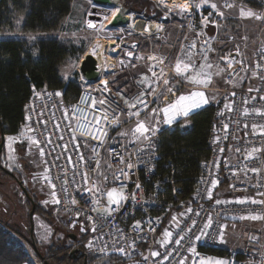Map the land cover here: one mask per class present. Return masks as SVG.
Returning <instances> with one entry per match:
<instances>
[{
	"label": "built area",
	"instance_id": "obj_1",
	"mask_svg": "<svg viewBox=\"0 0 264 264\" xmlns=\"http://www.w3.org/2000/svg\"><path fill=\"white\" fill-rule=\"evenodd\" d=\"M223 5L228 8L229 4ZM256 12L264 22V0H259ZM229 39L231 48L219 59L225 70L223 85L216 90V97L202 106V109L213 108L207 138L209 157L201 163L196 184L187 199L181 188L173 190L172 201L161 197L172 182L158 174L159 141L163 132L184 125L201 107L190 111L187 117L177 116L171 124H166L163 109L179 99L175 98L176 90L166 91L160 105L156 104L154 95L147 97L143 104L137 101L124 104L100 68L97 81L81 78L79 94L68 101L64 89L32 88L18 133H23L37 149L44 164L53 214L66 219L70 228L83 235L76 245H84L99 258H116L122 262L119 264H201L208 260L264 264V253L254 256L247 251H228L219 256L206 252L219 248L221 234L229 222L253 215L264 216V204L251 203L264 201V195H260L264 193V135H261L264 115L257 114L264 113V99H261L264 97V49L252 54L251 83L244 86L242 79L249 68L246 44L242 40L234 42L233 36ZM192 49L197 55L196 44ZM167 59L166 55L150 54L145 60L151 78L164 75L160 87L171 84L169 75L177 79L174 66L168 67ZM193 70L192 66L184 74ZM131 104L136 107L130 108ZM137 112L139 115H133ZM140 122L150 129L145 133L148 139L133 135ZM97 128L107 135L100 136ZM253 149L260 151L253 152ZM212 181H217L215 187ZM112 189L126 197L119 205L109 206L107 193ZM219 189L223 192V201L217 200ZM238 198L246 202L239 203ZM54 199L59 203H54ZM109 207L115 209L111 215L105 211ZM171 216L176 217L174 232L158 245L156 237ZM137 221L139 227L135 226ZM192 221L196 222L195 227ZM209 223L211 226L205 228ZM197 236L201 238L197 240ZM180 237L183 239L177 244ZM249 241L257 244L259 237L251 234ZM121 248L123 252L119 251ZM153 252L159 255L153 256ZM31 261L32 264L46 263L32 256Z\"/></svg>",
	"mask_w": 264,
	"mask_h": 264
},
{
	"label": "rangeland",
	"instance_id": "obj_2",
	"mask_svg": "<svg viewBox=\"0 0 264 264\" xmlns=\"http://www.w3.org/2000/svg\"><path fill=\"white\" fill-rule=\"evenodd\" d=\"M122 3L129 9L128 16L132 15L134 19L147 23L163 24V29L153 35L136 33L127 26L128 16H125L121 22L114 23L115 8L96 5L92 0H72L71 13L64 19L57 32L23 33L22 18L13 17L12 31L1 32L0 40L23 39L29 43L40 39L69 41L77 50L82 49L84 54L79 61L73 58L67 59L59 66V74L65 82L76 81L79 84L83 78L79 72L81 60L96 51H101L104 58L100 67L101 72L105 74L112 89L122 98L124 104L138 99L144 101L154 95L156 104L160 105L166 91L172 89L177 91L176 99L202 91L208 101H212L217 95L216 90L223 85L225 76L223 64L219 59L230 50L232 42L229 36H233L234 42L242 40L246 44L245 54L249 68L242 79V84L250 85L252 54L264 49V22L257 19L256 10L243 1L209 0L208 4H203L202 0H122ZM212 3L217 5L216 9L211 8ZM224 3L233 6L225 8ZM196 4H201V7L196 8ZM185 5L188 6V11L181 12L180 8ZM242 10L244 13L252 12L254 15L251 17L242 15ZM205 17H207L206 24ZM89 23L95 27H89ZM214 34L216 38L212 39ZM194 44L197 55L192 49ZM150 54L166 55L167 66H174L177 79L167 76L171 83L169 86L160 87L163 74L158 79L150 77L147 71L148 65L145 63L146 57ZM179 61L188 64L189 68L193 66L194 70L188 74H177L176 65ZM198 73L200 79L210 81L206 86L192 83L189 79ZM183 124V127L186 126V123ZM8 137L9 135L5 136L0 154V190H2L0 221L4 224L2 230L8 232L14 242L28 255L29 262L26 264H32L31 256L34 258L36 256L29 235L31 204L19 187L21 182L39 209L38 214L33 216V239L38 253L43 256L52 248H64L70 251V254L74 251V245L69 235H76L77 240L82 239L83 235L77 229L70 228L66 219L53 214L44 164L37 149L25 135L17 133L11 136L17 138V141L12 143L15 151L10 154ZM218 191L217 200L223 201V192L220 189ZM170 219L165 226L171 225L172 233L176 223L170 224ZM163 231L164 229L158 234H163ZM251 234L259 237L257 244L250 243ZM222 237L219 248L227 251L252 252L254 256L262 254L264 253V219L252 220L245 217L229 222L223 230ZM83 252L86 255V264H114L109 258H99L89 253L85 247Z\"/></svg>",
	"mask_w": 264,
	"mask_h": 264
},
{
	"label": "trees",
	"instance_id": "obj_3",
	"mask_svg": "<svg viewBox=\"0 0 264 264\" xmlns=\"http://www.w3.org/2000/svg\"><path fill=\"white\" fill-rule=\"evenodd\" d=\"M241 1L254 10L259 8V0ZM71 5L72 0H0V33L12 31L13 17L22 18L23 33H55L71 13ZM83 54L82 49L77 50L74 44L59 39H40L33 43L23 39H1L0 134L2 132L5 136H13L18 133L23 121L24 106L32 88L64 89L66 101L77 96L80 92L79 83L62 80L59 66L70 58L79 61ZM212 116L213 108L206 107L192 114L186 126L177 125L161 134L157 170L161 178L172 182L167 185L161 197L172 201L175 188H181L186 199L192 194L200 165L209 157L207 138ZM38 211L35 206L34 215ZM3 226L0 221V264H26L29 262L28 255L8 232L2 230ZM80 247L84 249V245ZM32 249L35 256L46 260L47 264L74 263L67 249L52 248L43 256L37 249ZM206 252L222 256L228 251L215 248ZM109 261L122 263L116 258H109Z\"/></svg>",
	"mask_w": 264,
	"mask_h": 264
},
{
	"label": "snow or ice",
	"instance_id": "obj_4",
	"mask_svg": "<svg viewBox=\"0 0 264 264\" xmlns=\"http://www.w3.org/2000/svg\"><path fill=\"white\" fill-rule=\"evenodd\" d=\"M202 3L203 4H208L209 3V0H202ZM211 8L213 9H216L217 5L212 3L211 5ZM233 5H228V7H232ZM196 8H200L201 7V4H196L195 5ZM180 11L181 12H187L188 11V6L185 5V6H182L180 8ZM218 15H223V13H217ZM242 15H246V16H249L251 17L252 15H254L252 12H247V13H244L243 10H242ZM257 19H260V17H256ZM205 20V24L207 23V17L204 18ZM89 27H95V25L89 23L88 25ZM194 46V45H193ZM155 59V58H153ZM162 62V61H161ZM183 65V66H182ZM189 69V65L188 64H183L182 61H179L176 65V72L177 74H180V75H183L185 72H187ZM199 73L192 76V77H189V79L191 80L192 83H195V84H204L205 86L210 82L209 80H202L199 78ZM165 84L168 83L167 80L164 81ZM170 90V89H169ZM251 91V89H250ZM57 95H60V93H57ZM261 99H264V97H261ZM186 101H189L190 103L188 104H185ZM209 101H208V98L205 96V93L202 92V91H197V92H193L191 93V95L189 96H180L179 99L176 101V103L170 105L169 107L167 108H164L163 109V112L165 113V116H166V119H165V123L166 124H171L173 122L174 119H176L177 116H184V117H187L189 115V112L192 111L193 109H196V108H200L202 107L203 105L207 104ZM101 103H103V101H101ZM136 103H144L143 100L141 99H138ZM130 108H134L136 107V104H131L129 105ZM227 107V106H226ZM231 110V109H229ZM169 113H171V115H169ZM257 114L259 115H264V113H261V112H257ZM133 115H139V113H133ZM105 119H107V117H105ZM118 121H113V123H117ZM97 124H99V120H97ZM255 128V126H254ZM32 129L31 128H28V131H31ZM100 136H106L107 133L104 132L102 129H99L97 128L96 130ZM148 131H150V129L148 127H146V125L143 123V122H140L137 127L135 128L134 132H133V135L134 136H144L145 139H148L149 137L145 136V133H147ZM23 135V133H22ZM122 135H124V133H122ZM261 135H264V129L261 130ZM93 139H97L98 137L97 136H93L92 137ZM31 139V138H29ZM7 140L9 141V152L10 154H13L14 153V149L12 148V143H15L17 141V138L15 137H11L9 136L7 138ZM32 143L33 144H37L38 145V142L35 141V140H32ZM223 151V150H221ZM239 151V150H237ZM256 151H260V149H253V152H256ZM41 154H43L42 150H41ZM252 154L249 153V156H251ZM10 158H12V156L10 155ZM121 163H123V161H121ZM132 165L131 164H128V167H131ZM253 171H258L257 169H253ZM121 172H123V170L121 169ZM217 184V181H212V185L213 187H215ZM52 187L54 188L55 186L52 185ZM140 186L137 185V188H139ZM211 192L208 193V197L211 198ZM260 195H264V193H260ZM53 196L55 197V193L53 192ZM107 196H108V203H109V206L112 205V204H116V205H119L121 200H124L126 199V197L123 196L122 192H118L117 189H112L111 191H109L107 193ZM134 199V197H133ZM54 203H59V200L58 199H54L53 201ZM239 203H245L246 201L245 200H239L238 201ZM73 203H75V201H73ZM251 203H261V204H264V201H257V200H252ZM115 209H112L111 207L105 209L106 213L108 215H111V212L114 211ZM189 211H191V209H189ZM245 218V217H242V219ZM248 219H252V220H257V219H264V216H256V215H253V216H250V217H247ZM176 217H173V220H175ZM195 224L196 222L195 221H192V227H195ZM136 227H139L140 226V222L137 221L136 222ZM210 223L209 224H206L205 225V228H208L210 227ZM83 231V229H81ZM93 231H95V229H93ZM189 231H191V228H189ZM164 237L166 238V240L168 238H170L172 236V233L165 230L164 232ZM201 237L200 236H197L196 239L199 240ZM183 237H180V239L176 240V243L179 244L180 243V240H182ZM223 240V237H222V234H221V241ZM89 246H91V244H89ZM120 252H123L124 249H119ZM194 251V249H193ZM153 256H157L159 255V253L157 252H153L152 253ZM145 259H147V257H145ZM201 264H227L226 261H223V260H208V261H201Z\"/></svg>",
	"mask_w": 264,
	"mask_h": 264
},
{
	"label": "water",
	"instance_id": "obj_5",
	"mask_svg": "<svg viewBox=\"0 0 264 264\" xmlns=\"http://www.w3.org/2000/svg\"><path fill=\"white\" fill-rule=\"evenodd\" d=\"M92 1L94 4L99 5V6H103V7L109 6L112 9L117 8L118 11L116 12V14L114 16V23L121 22L123 20V18L125 16H128L130 13L128 7L123 5L122 0H92ZM79 72H80V75L83 77V79L86 81H89V82H95V81H97V79L99 77L98 66L96 65L95 61L90 57H86V58L81 60L80 66H79ZM0 136H1V140H0V154H1L2 148L4 145L5 135L1 132ZM7 173L14 176L13 174H11L9 172H7ZM19 187L21 188L23 194L25 195V197L27 198V200L31 204V210L29 212V220H30L29 235H30V239H31V245L34 248V250L36 251L34 239H33V216H34V212H35V204H34L33 200L29 197L27 191L22 186L21 182H19ZM69 239L72 240L73 242H75L76 241V235L70 234ZM69 257H70V259H75L76 251H72L69 254ZM45 264H47V263H45Z\"/></svg>",
	"mask_w": 264,
	"mask_h": 264
},
{
	"label": "bare ground",
	"instance_id": "obj_6",
	"mask_svg": "<svg viewBox=\"0 0 264 264\" xmlns=\"http://www.w3.org/2000/svg\"><path fill=\"white\" fill-rule=\"evenodd\" d=\"M115 9H116V12H117L118 9L117 8H115ZM127 26L129 28H131L133 31H135L136 33H145V34H148V35L157 34L164 27L163 24H160V23H157V22L156 23H150V22L147 23V22H145L143 20L134 19V17L132 15L128 16ZM87 57L92 58L95 61V63L98 66V68L101 67L102 61L104 59L103 58V53L101 51H98V52L96 51V52L92 53L90 56H87Z\"/></svg>",
	"mask_w": 264,
	"mask_h": 264
},
{
	"label": "flooded vegetation",
	"instance_id": "obj_7",
	"mask_svg": "<svg viewBox=\"0 0 264 264\" xmlns=\"http://www.w3.org/2000/svg\"><path fill=\"white\" fill-rule=\"evenodd\" d=\"M77 242V238L76 241L73 242L74 248L73 250L76 251V257L75 259H71L72 262H74L73 264H86V255L83 252V249L80 247V245H76Z\"/></svg>",
	"mask_w": 264,
	"mask_h": 264
},
{
	"label": "crops",
	"instance_id": "obj_8",
	"mask_svg": "<svg viewBox=\"0 0 264 264\" xmlns=\"http://www.w3.org/2000/svg\"><path fill=\"white\" fill-rule=\"evenodd\" d=\"M216 38V34H214V35H212V39H215ZM208 104V103H207ZM207 104H205L204 106H207ZM203 107H201L199 110H201ZM186 125H187V122H186ZM2 190H0V192H1ZM1 194V193H0ZM169 221V220H168ZM171 223H173L174 224V220H173V217L170 219V224ZM170 228H172V226L171 225H167V226H165L164 227V231L163 232H165V230H167V231H169L170 232ZM164 234V233H163ZM163 234H158V236L156 237V242H157V244L158 245H160L161 244V242L163 241V240H165L166 238L164 237V235Z\"/></svg>",
	"mask_w": 264,
	"mask_h": 264
}]
</instances>
